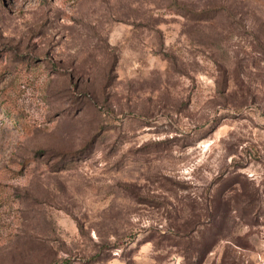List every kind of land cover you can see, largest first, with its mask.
Segmentation results:
<instances>
[{"label":"rangeland","instance_id":"1","mask_svg":"<svg viewBox=\"0 0 264 264\" xmlns=\"http://www.w3.org/2000/svg\"><path fill=\"white\" fill-rule=\"evenodd\" d=\"M0 264H264V0H0Z\"/></svg>","mask_w":264,"mask_h":264}]
</instances>
